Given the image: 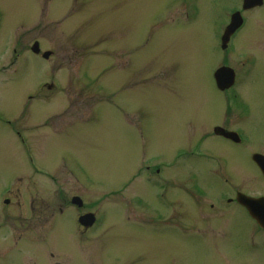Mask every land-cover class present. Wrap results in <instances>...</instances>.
I'll return each instance as SVG.
<instances>
[{
  "label": "rangeland",
  "instance_id": "1",
  "mask_svg": "<svg viewBox=\"0 0 264 264\" xmlns=\"http://www.w3.org/2000/svg\"><path fill=\"white\" fill-rule=\"evenodd\" d=\"M240 3L0 0V223L22 238L0 243V264H264L245 209L217 205L225 187L184 154L199 138L191 111L217 93L220 38ZM245 19L229 55L246 59L232 64L242 101L264 112V96L253 98L264 94V5ZM252 137L264 139V125ZM243 167L232 182L264 193ZM84 213L98 219L87 230Z\"/></svg>",
  "mask_w": 264,
  "mask_h": 264
},
{
  "label": "flooded vegetation",
  "instance_id": "2",
  "mask_svg": "<svg viewBox=\"0 0 264 264\" xmlns=\"http://www.w3.org/2000/svg\"><path fill=\"white\" fill-rule=\"evenodd\" d=\"M242 4L243 0H241L239 6L241 9L235 7L229 13V17L231 18V14L233 12L239 11L242 17V23L235 29V34L246 25L245 14L248 15L250 13H254L257 8L264 5V0H262V3L260 5L249 8H243ZM253 16L254 14L249 15V17ZM230 18L227 21L226 25L229 23ZM232 45L233 36L227 47L221 46L220 43V49L223 55L221 56V60L215 63L217 66L214 70L215 73L218 68L223 66L227 67L228 70L231 69L230 71L232 73V80L227 86H219L213 73L214 86H216L214 88V91H216L217 93H214L215 95L210 97L211 104L206 109L198 110L196 108L191 111L192 117L198 124L197 127L200 125L199 130L196 129L199 138L197 139V142L194 144V146L190 148V151L184 154L192 160L200 161L199 165L207 170L211 175H213V178H216L215 183L218 184V187H225L227 196H224L222 198V193V195H220L221 197H219L217 200V205L222 206L223 208H228L231 205H235L237 207H242L243 209H245L248 216L256 225L255 231L259 232V240L264 241V228L259 226L257 220L250 214L248 208L244 204L236 200V195L238 192H241L249 196L250 198H264V193H252L253 195H249L250 192L242 190L238 187L237 181H235L234 183L232 182V180L235 178H229V175L243 174V163L245 162V160H247L251 163L252 168L258 171V173L264 180V173L259 166L257 158V155L264 157V139L260 137H252V134L257 135L261 130V125H264V112L262 110H256L258 108H251L249 105H246L241 99V94L238 92L236 87L239 82V76L237 75V72L233 68L232 64L235 63L237 66H240L242 64V66H244L243 63L245 62L243 61H245L246 59L240 60L234 58L233 56L234 60H231L230 58L232 56H230L229 54L233 51ZM16 51L17 50L14 47L13 52ZM39 53L40 51L35 53L34 55H38ZM41 55L43 57L42 53ZM15 58H18V56H15ZM225 75L226 73H223L222 79H225ZM76 80L77 79L75 78L74 81ZM262 96H264V94H256L253 98H259ZM0 119H3L6 122L3 115H0ZM15 133L18 139H23V135L21 134V132L15 131ZM253 140L257 142L255 144L256 147L252 144L250 145V141ZM234 151H236L238 155H236ZM154 163L155 162H153V164ZM148 167L150 166L147 165L145 169L148 170ZM153 173L161 176H157L158 181H163L164 175H162V171L157 166H155ZM148 175L149 174H147V177ZM148 179L150 178L148 177ZM8 192H10V189L7 190L2 197L5 204H8L11 199L5 196V194ZM206 197L207 196H205L202 200H204L205 202H209L210 208H213L215 206L212 204L213 201L209 200V197ZM130 200L132 203H135L134 201H137L138 203L140 201V198L137 195L134 200L133 196ZM222 201L226 205H222ZM202 202L203 201H197L196 203L201 206ZM200 206V211H204L205 209H201L202 207ZM212 222H214L213 219ZM209 223H211V221L207 224L209 225ZM11 224L12 223L10 222L4 221L3 225L0 223V228L8 229V231L0 233L1 246L7 243H11L14 247H16L22 241V238L20 237L21 234L17 233L15 230H11L10 228L16 227L15 223L12 225ZM84 229L87 230L89 228Z\"/></svg>",
  "mask_w": 264,
  "mask_h": 264
},
{
  "label": "water",
  "instance_id": "3",
  "mask_svg": "<svg viewBox=\"0 0 264 264\" xmlns=\"http://www.w3.org/2000/svg\"><path fill=\"white\" fill-rule=\"evenodd\" d=\"M261 4V0H244L243 1V8H248L253 5H259ZM240 23V18L238 13H234L231 17V22L228 24V26L225 28L223 35L221 36V42L224 44L230 34L234 31L235 27L239 25ZM32 50L37 52L38 47L37 44H35L32 47ZM49 55V52H44L43 56L47 57ZM223 73H226L225 79L223 78ZM214 76L218 82L219 86H227L230 81L232 80V73L228 68L222 67L220 69H217L214 73ZM223 80V81H222ZM223 84V85H221ZM258 158V163L259 166L261 167L263 173H264V157L257 155ZM237 200L241 202L242 204L246 205L248 208L250 214L258 221V223L264 227V198H258V199H253L249 198L245 195L238 194ZM72 202H75L78 205H81V200L79 197H73ZM79 222L84 224V225H89L91 224L93 220L92 214H84L79 217Z\"/></svg>",
  "mask_w": 264,
  "mask_h": 264
}]
</instances>
